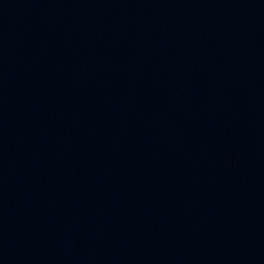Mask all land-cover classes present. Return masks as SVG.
Returning <instances> with one entry per match:
<instances>
[{
  "label": "water",
  "instance_id": "water-1",
  "mask_svg": "<svg viewBox=\"0 0 264 264\" xmlns=\"http://www.w3.org/2000/svg\"><path fill=\"white\" fill-rule=\"evenodd\" d=\"M0 264H264V0H0Z\"/></svg>",
  "mask_w": 264,
  "mask_h": 264
}]
</instances>
